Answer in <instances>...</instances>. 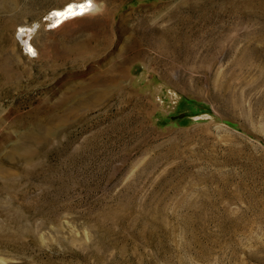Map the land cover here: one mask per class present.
I'll return each instance as SVG.
<instances>
[{
	"label": "rangeland",
	"instance_id": "374dc122",
	"mask_svg": "<svg viewBox=\"0 0 264 264\" xmlns=\"http://www.w3.org/2000/svg\"><path fill=\"white\" fill-rule=\"evenodd\" d=\"M69 1L0 0V264H264V0Z\"/></svg>",
	"mask_w": 264,
	"mask_h": 264
},
{
	"label": "bare ground",
	"instance_id": "6f19581e",
	"mask_svg": "<svg viewBox=\"0 0 264 264\" xmlns=\"http://www.w3.org/2000/svg\"><path fill=\"white\" fill-rule=\"evenodd\" d=\"M73 3H75V4H86L87 0H73V1H69L63 7H59V8H56V9L52 10L47 15V20L49 21V29L58 28L61 25H63L66 21H70L72 19L85 16V15L93 12L94 10H96V8L98 7V3L96 2V0H91V7L89 9H87L86 11H84L82 14L71 15V16H68L67 18L55 17V16L52 15L55 12H64L67 9V7L70 4H73ZM57 21H59V22L57 23ZM33 30H34L33 28H22L20 30V35H19V37L23 41V44H24L25 48L30 53H34L36 51L34 46L31 44V33H32Z\"/></svg>",
	"mask_w": 264,
	"mask_h": 264
},
{
	"label": "snow or ice",
	"instance_id": "6c2138e0",
	"mask_svg": "<svg viewBox=\"0 0 264 264\" xmlns=\"http://www.w3.org/2000/svg\"><path fill=\"white\" fill-rule=\"evenodd\" d=\"M91 7V0H87L86 4H70L64 12H55L52 15L55 17L67 18L71 15L82 14ZM59 21H57L58 23Z\"/></svg>",
	"mask_w": 264,
	"mask_h": 264
}]
</instances>
